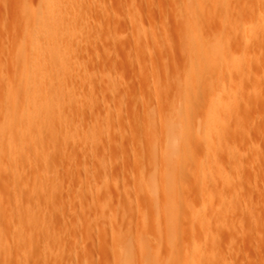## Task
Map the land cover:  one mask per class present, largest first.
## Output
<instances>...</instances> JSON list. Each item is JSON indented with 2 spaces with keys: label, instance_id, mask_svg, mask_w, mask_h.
Here are the masks:
<instances>
[{
  "label": "rangeland",
  "instance_id": "obj_1",
  "mask_svg": "<svg viewBox=\"0 0 264 264\" xmlns=\"http://www.w3.org/2000/svg\"><path fill=\"white\" fill-rule=\"evenodd\" d=\"M187 1L71 4L63 27L76 35L63 42L73 78L68 90L74 126L54 145L44 141L49 161L29 148L24 152L32 165L14 175L0 173V264H119L115 238L123 234L143 235L151 252L156 231L141 224L150 201L140 184L154 170L153 150L160 159L162 115L171 102L172 108L180 104L188 79L202 82L210 98L221 88L230 103L217 132L229 134L231 152L220 153L217 163L231 178L191 179L178 193L179 252L172 264H264V0H199L203 10L194 12ZM48 14L46 0H0V119L9 88L21 83L32 35ZM195 17L206 54L219 37L227 72L215 64L218 59L206 64L186 45L187 22ZM255 18L260 22L250 26ZM58 78L47 85H61ZM205 115L202 110L203 124ZM153 135L158 142L151 150ZM206 143L194 142L196 156ZM192 164L185 168L192 171ZM210 192L212 201L204 197ZM193 242L200 251L186 255ZM159 251L170 261L165 242ZM138 257L134 264H142Z\"/></svg>",
  "mask_w": 264,
  "mask_h": 264
},
{
  "label": "bare ground",
  "instance_id": "obj_2",
  "mask_svg": "<svg viewBox=\"0 0 264 264\" xmlns=\"http://www.w3.org/2000/svg\"><path fill=\"white\" fill-rule=\"evenodd\" d=\"M74 1L75 0H46V9L49 14L47 15L44 23L40 25L36 31H34L32 35V42L29 45V55L26 59H22L21 61V64L23 65V77L21 83L15 87H10L8 90L7 104H4L5 107L1 112L2 114L0 119L1 174L3 171H8V173L10 172L14 175L25 165H32L29 155L24 152L29 148H33L36 152L34 156L41 159L43 163L45 162V159L49 161V157H52V154L43 149L45 147L43 145L45 143L44 141L46 139H50L52 145H54L58 139L65 137V134L68 135L70 129H73L72 111L75 108V103L72 95H70V91L68 90L73 78L71 71H69L70 69L68 68V57L66 56V49L63 41L65 40L64 38L68 39L70 35L72 36L74 32L65 30L63 27V21L65 17L71 13L72 10L70 6ZM186 4L193 12L197 10V7L201 11L203 10V4L201 3V5L199 0H191L190 2L187 1ZM257 19L258 18L253 19L250 26L255 25L256 22L259 23L260 21ZM201 32V26H199V22L196 21V17L195 19H190L189 22H187L188 38L186 45L190 46L191 51L195 50L194 56L196 58L202 57L203 62L206 64H213L216 62V59H218L215 64L223 66L226 62H222L225 61L223 59L226 56L222 54L223 52H220L222 46L218 45L220 44L219 37L213 42L216 43V45L211 46L212 48H210L208 54H206L207 44L204 42L203 33ZM74 34L76 35V33ZM65 43H67V41ZM208 56H210V58H208ZM195 63L193 65H195ZM224 67L226 69L227 66H223V68ZM197 72L199 73L198 70ZM56 77H59V82L62 84L54 85L50 83V86H48L47 83L50 79ZM188 78H190V75ZM189 80L190 79H188V81ZM32 81L34 83L33 85H30V82ZM188 81L181 84L180 104L177 107L172 108L171 102L170 106L162 115L163 122L161 131L163 137L161 138L162 148L160 159H158L160 160L159 163L161 165L158 166V160L156 159V155L153 150L150 157L152 161L150 168L153 167L154 170L147 178H142L140 184L143 188L142 190L147 194L150 201L149 211H142L140 213L141 224L145 229L152 224L154 225L157 244L151 249V252H149L150 250L146 245L147 241L143 235H137L138 237L136 238H133L131 234L116 236L115 248L116 255L119 257H117L119 264H134L136 255L139 256L138 258H140L142 264H172V257L175 258L179 252V249L176 246V234L177 231L179 234L178 228L180 226V213L176 206L180 201L178 193L186 189V182L191 179L201 180L202 183H206L207 180H211V182L223 181L226 183L229 181L230 172L227 173L222 169L221 163H217L221 160V158L218 160L220 153L224 151L231 152L228 146L229 138L227 139L229 134H227V136L226 134H218L217 126L222 123L224 124V116L229 115L228 113L231 109L230 103L224 100L221 88H218L213 97L210 98V95L203 87L202 82L196 83V79L195 81ZM60 96L63 97V101L59 100ZM202 110L206 111L205 116L208 118L206 124H203L199 118ZM154 119L156 118H153V120ZM153 122L154 121H152V123ZM159 134H161V132ZM55 136L57 137L56 139L53 138ZM144 138H146V134ZM200 138L206 140L207 143L202 154L200 156H196L194 142ZM157 142L158 138L156 136L153 135L149 138L148 144L151 150L156 149ZM148 152L149 150L146 153ZM190 162H193L192 171L185 168V166L189 165ZM233 163L235 164V162ZM45 164H47V162ZM36 170L38 171L39 177L42 179L45 176L42 174L43 169L38 170L37 168ZM208 174L211 175L208 177ZM230 182H232V180ZM210 194L212 193L210 192L204 197H207L206 200L210 199L212 201V195ZM197 225L198 224H196V226ZM178 237L180 236L178 235ZM164 242L166 244V249L169 252L170 261L167 260L169 262L162 260V255L160 256L159 250ZM187 245L186 248H188ZM197 246V243L193 242L191 247L192 250H185L186 255L192 251H194L193 253L200 251ZM163 249L164 246L162 247V250ZM148 253L151 254L150 258L147 257ZM184 264L191 263L186 260Z\"/></svg>",
  "mask_w": 264,
  "mask_h": 264
}]
</instances>
